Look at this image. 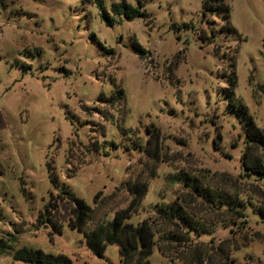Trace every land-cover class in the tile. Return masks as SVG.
I'll return each instance as SVG.
<instances>
[{
	"label": "rangeland",
	"instance_id": "374dc122",
	"mask_svg": "<svg viewBox=\"0 0 264 264\" xmlns=\"http://www.w3.org/2000/svg\"><path fill=\"white\" fill-rule=\"evenodd\" d=\"M120 1L104 0L114 19L107 26L93 0H2L0 238L8 248L0 264H31L12 258L21 247L63 254L71 264H120L116 245H107L102 257L88 250L83 234L68 227L64 201L55 212L60 234L37 227L59 186L92 208L91 227L126 207L131 185L145 181V196L129 219L136 224L152 216L155 204L190 193L175 181L180 173H243L244 131L225 110L231 69L233 95L264 130V0H227L232 31H221L217 17H202V0H124L147 13L132 21L111 13V3ZM135 44L146 53L134 52ZM118 87L123 94L112 119L83 109ZM151 124L160 132L154 161L143 152ZM254 184L264 190V182ZM247 215L250 231L264 235V223ZM227 229L215 224L201 240L221 239ZM233 257L234 264H264V242ZM149 262L172 264L156 250Z\"/></svg>",
	"mask_w": 264,
	"mask_h": 264
},
{
	"label": "trees",
	"instance_id": "16d2710c",
	"mask_svg": "<svg viewBox=\"0 0 264 264\" xmlns=\"http://www.w3.org/2000/svg\"><path fill=\"white\" fill-rule=\"evenodd\" d=\"M226 1L202 0V17L208 14L217 17L224 26L221 31H232ZM93 2L103 23L112 25L114 19L104 7V0ZM2 6L3 2L0 0V8ZM140 8L141 5L136 8L124 0L110 5L111 13L126 21L137 17L147 18L145 10ZM132 49L140 55L146 53L137 44ZM229 65L232 67L233 61ZM228 75L230 86L226 90L230 96V104L225 110L238 118L245 138L240 158L243 173L237 178L224 173L211 176L201 174L199 177L180 173L175 181L182 183L190 193L175 198L171 203L155 204L152 216L132 224L129 219L138 211L147 185L145 181L134 182L130 187L133 194L130 203L116 210L111 219L97 221L91 227L92 208L62 185L54 197L49 195L48 202L38 213L37 227L50 226L52 233L60 234V224L55 212L57 213L58 201H64L69 205L68 227L83 234L88 250L96 257H102L107 245H116L120 264H150L149 257L153 250L172 264H234L235 252L248 247L254 241L264 242L262 233L250 231L247 215L254 213L264 223V190L254 184V181L264 182V130L257 127L245 105L233 95L235 75L232 69ZM122 94L123 90L118 87L115 95L106 96L100 93L98 103H94L92 107H82L99 114L103 120H109L113 117L110 110L113 109L115 100L121 99ZM101 128L103 129L102 125ZM145 130L147 140L143 152L151 160H157L160 132L152 124ZM101 132L103 134V130ZM111 144L114 145L112 142ZM91 145L93 147L94 142ZM131 145L135 149L141 147L137 140L131 141ZM246 171L251 174L249 178ZM50 179L53 185L54 182L57 184L54 176L51 175ZM53 187L56 188V185ZM97 197L94 196V201ZM215 224L228 228L227 236L218 240L209 237L208 241H202L203 237L214 232ZM7 248L6 241L0 238V255ZM12 258L31 264H71L69 258L63 254L53 255L41 249L27 247L12 251Z\"/></svg>",
	"mask_w": 264,
	"mask_h": 264
}]
</instances>
